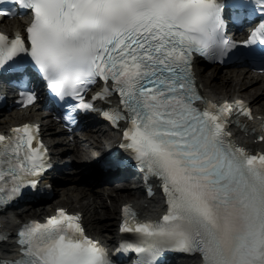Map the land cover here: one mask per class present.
<instances>
[{
  "label": "snow or ice",
  "instance_id": "snow-or-ice-1",
  "mask_svg": "<svg viewBox=\"0 0 264 264\" xmlns=\"http://www.w3.org/2000/svg\"><path fill=\"white\" fill-rule=\"evenodd\" d=\"M19 3L32 12L26 26L30 46L19 32L14 37L0 32V71L16 70L20 54H30L56 96L76 98L78 105H68L72 112L93 109L96 98L118 91L122 107L111 105L103 114L117 126L128 122L121 146L164 191L167 209L158 219L141 221L123 206L121 227L134 238L120 245L135 250L133 264H157L164 250L198 254L199 264H264V153H250L226 132L233 122L229 117L237 115L234 105L248 115L251 111L243 101L196 103L204 98L191 72L193 53L213 61L241 55L264 61V0H234V9L251 14L258 8L262 17L249 39L240 42L249 45L246 52L227 36L225 0ZM0 11L13 13L2 3ZM97 78L104 87L85 99ZM36 98L34 89L22 87L18 102ZM33 139L27 123L8 136L0 134V205L22 195L26 185L35 188L49 166ZM58 211L45 222H22L14 240L0 231V245L16 246L13 255L0 256V264H116L80 223H73L75 214Z\"/></svg>",
  "mask_w": 264,
  "mask_h": 264
},
{
  "label": "bare ground",
  "instance_id": "bare-ground-1",
  "mask_svg": "<svg viewBox=\"0 0 264 264\" xmlns=\"http://www.w3.org/2000/svg\"><path fill=\"white\" fill-rule=\"evenodd\" d=\"M21 19H0V28L12 31L13 28L22 26ZM194 69L198 78L201 91L212 99L243 98L253 108L254 118L247 121L249 129L256 131L261 128L264 131V74L256 73L245 67L230 68L226 71L218 66L209 68L206 73L203 61L197 59ZM43 102L38 99L29 109L20 111H9L0 114V129L9 128L26 120L42 122L44 136L48 137L50 146L53 147V157L64 161L66 176L63 189L57 194L51 206H36L30 211L29 207H23L19 213L5 214L0 212V228L10 232L8 237L13 238V228L27 218H38L43 214H50L56 207L70 206L72 210L81 211L84 215V223L87 231L95 238L104 243H111L117 237L116 227L120 213V204L130 202L136 207L140 214H152L159 208V200L155 197L143 199L140 190L129 183H119L118 188L104 193L91 177L93 165L88 161L91 156H98L105 152L114 141L113 135L102 126L87 122L82 124V131L64 130L52 116L46 115L39 108ZM88 127V128H87ZM236 138L249 146L264 150V139L257 141V134H245L244 130L235 129ZM66 150L75 153V157L66 156ZM80 176L79 180H76ZM101 187V186H100ZM109 199V203H106ZM10 248V250H4ZM15 251L13 244L2 245L0 253L2 256L12 254ZM178 256H175V258ZM176 264H197L194 259H175Z\"/></svg>",
  "mask_w": 264,
  "mask_h": 264
},
{
  "label": "rangeland",
  "instance_id": "rangeland-1",
  "mask_svg": "<svg viewBox=\"0 0 264 264\" xmlns=\"http://www.w3.org/2000/svg\"><path fill=\"white\" fill-rule=\"evenodd\" d=\"M226 70H227V69H224L223 71H226ZM210 72H211V69L207 70L206 73H210ZM4 129H5V128H4ZM66 156H70V157L77 158V157H75V156H76L75 153H74V152L72 153L71 150H68V151L66 150ZM63 170H64V168H63ZM80 176H81V175H79V176L77 177L76 180H78V179L80 178ZM98 188H99V187H98ZM53 201H54V199L52 200L51 203H48V204H46V205L53 204ZM106 203H109V200H107ZM69 209H72V208L69 206ZM17 212H18V210H14V211H12L11 213H17Z\"/></svg>",
  "mask_w": 264,
  "mask_h": 264
}]
</instances>
